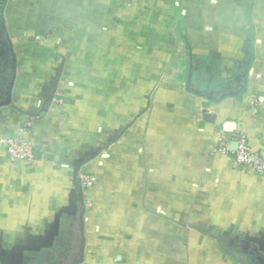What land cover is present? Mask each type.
I'll return each instance as SVG.
<instances>
[{
  "label": "crops",
  "instance_id": "crops-1",
  "mask_svg": "<svg viewBox=\"0 0 264 264\" xmlns=\"http://www.w3.org/2000/svg\"><path fill=\"white\" fill-rule=\"evenodd\" d=\"M13 71L0 264H264V0H0Z\"/></svg>",
  "mask_w": 264,
  "mask_h": 264
},
{
  "label": "built area",
  "instance_id": "built-area-1",
  "mask_svg": "<svg viewBox=\"0 0 264 264\" xmlns=\"http://www.w3.org/2000/svg\"><path fill=\"white\" fill-rule=\"evenodd\" d=\"M20 132L25 133L20 129ZM236 144L235 150L229 149V144ZM0 144L5 147V152L10 161H23L31 163L34 160V147L24 136L4 137L0 136ZM223 149L230 152L236 165L249 169L256 175H264V160L256 153L245 136L232 134L224 139ZM83 187H89L94 182L93 177L85 176L81 178Z\"/></svg>",
  "mask_w": 264,
  "mask_h": 264
},
{
  "label": "water",
  "instance_id": "water-1",
  "mask_svg": "<svg viewBox=\"0 0 264 264\" xmlns=\"http://www.w3.org/2000/svg\"><path fill=\"white\" fill-rule=\"evenodd\" d=\"M13 68H14V66H13ZM14 77H15V73L13 71L12 78H11V81H10L8 87H7V90H6V93L4 95V98L0 101V107L5 106V105H10V103H11V98H12L11 94H12V87H13ZM55 91H56V85L54 86V88L52 89L51 93L46 98V101L44 102V107L41 110L42 111L41 115H44V113L47 111L50 103L52 102V99L54 97ZM235 149H236V144H232L231 147H230V150H235ZM77 173H78V170H74V174L76 175V177H77ZM76 177H75L76 183L78 184V187H81L82 180L79 177H77V178ZM80 195H81V193H80ZM79 219L82 220V215L80 216Z\"/></svg>",
  "mask_w": 264,
  "mask_h": 264
}]
</instances>
